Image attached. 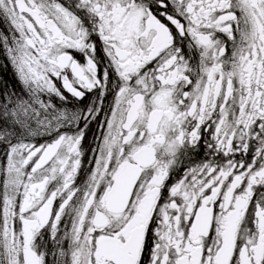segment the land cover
Returning <instances> with one entry per match:
<instances>
[{"label": "snow or ice", "instance_id": "1", "mask_svg": "<svg viewBox=\"0 0 264 264\" xmlns=\"http://www.w3.org/2000/svg\"><path fill=\"white\" fill-rule=\"evenodd\" d=\"M0 264H264V0H0Z\"/></svg>", "mask_w": 264, "mask_h": 264}, {"label": "trees", "instance_id": "2", "mask_svg": "<svg viewBox=\"0 0 264 264\" xmlns=\"http://www.w3.org/2000/svg\"><path fill=\"white\" fill-rule=\"evenodd\" d=\"M7 75H8V78H11V74L9 72L7 73Z\"/></svg>", "mask_w": 264, "mask_h": 264}, {"label": "bare ground", "instance_id": "3", "mask_svg": "<svg viewBox=\"0 0 264 264\" xmlns=\"http://www.w3.org/2000/svg\"><path fill=\"white\" fill-rule=\"evenodd\" d=\"M9 73L11 74V70H9Z\"/></svg>", "mask_w": 264, "mask_h": 264}]
</instances>
